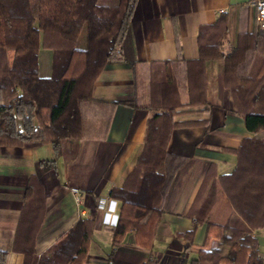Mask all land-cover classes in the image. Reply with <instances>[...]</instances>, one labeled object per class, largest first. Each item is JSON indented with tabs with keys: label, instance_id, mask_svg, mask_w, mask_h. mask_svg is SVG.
Returning a JSON list of instances; mask_svg holds the SVG:
<instances>
[{
	"label": "trees",
	"instance_id": "trees-1",
	"mask_svg": "<svg viewBox=\"0 0 264 264\" xmlns=\"http://www.w3.org/2000/svg\"><path fill=\"white\" fill-rule=\"evenodd\" d=\"M136 1L0 0V145L48 142L56 156L71 162L78 140L90 129L106 136L118 104L151 109L142 150L121 186L110 192L120 201L117 221L110 226L112 248L131 228L138 244L151 246L167 189L184 160L167 149L171 133L176 127L205 123L177 120L176 115L181 107L194 111L222 106L227 89L252 134L235 147H222L237 156L230 172L217 174L214 162L206 170L187 212L193 222L184 233L190 239L199 225L206 224L190 264H262L253 231L264 226V26L256 23L252 31L239 29L234 44L224 50L228 13L220 12L214 22L200 27L199 55L192 59L182 56L175 28L176 58L129 61L135 98H96L94 84L105 65L125 60L120 45ZM241 21L239 16V26ZM43 49L50 58L45 74L39 62ZM138 92L145 96L143 103L138 102ZM72 97L81 133L63 138L55 121ZM17 118L22 129L17 128ZM40 162L49 168L55 165V159ZM218 185L232 207L223 222L208 216ZM93 227L92 219L80 217L39 255L34 233L30 234L17 245L24 253L22 264H84ZM7 257L8 252L0 250V264H6Z\"/></svg>",
	"mask_w": 264,
	"mask_h": 264
},
{
	"label": "crops",
	"instance_id": "crops-1",
	"mask_svg": "<svg viewBox=\"0 0 264 264\" xmlns=\"http://www.w3.org/2000/svg\"><path fill=\"white\" fill-rule=\"evenodd\" d=\"M223 11L228 13V31L223 38L227 48L234 44L239 29L252 31L256 23L264 26L257 20L250 0H137L120 45L125 60L105 65L95 81L93 95L104 100L135 98L129 61L176 58L175 28L182 56L197 58L200 27L214 22ZM49 59V52L41 50L39 62L43 74L49 72ZM138 68L142 70L143 66ZM144 101V94L138 92V102ZM221 101L222 106L197 107L194 111L181 107L176 115L177 120H205V123L176 127L171 133L167 149L184 160L167 189L151 246L138 244L135 229L131 228L113 249L111 225L106 222L114 219V212L118 213L120 201L110 192L121 186L142 150L151 109L118 104L106 136L99 137L90 129L86 137L78 140L77 153L71 162L62 155L56 156L48 142L0 145V250L8 252L6 264L23 263L24 253L18 246L30 234L34 233L39 255L80 217L94 223L89 258L84 264H190L197 256L206 224L199 225L190 239L184 233L193 222L187 212L206 170L214 162L217 174L230 172L237 156L222 147H235L243 137L252 134L236 112L229 90L223 92ZM16 125L22 129L20 118ZM55 128L63 138L80 135L81 121L74 97L56 119ZM41 159H55V165L45 167ZM217 188L216 202L208 216L223 222L232 207L219 185ZM253 233L258 240V253H264V226Z\"/></svg>",
	"mask_w": 264,
	"mask_h": 264
},
{
	"label": "built area",
	"instance_id": "built-area-1",
	"mask_svg": "<svg viewBox=\"0 0 264 264\" xmlns=\"http://www.w3.org/2000/svg\"><path fill=\"white\" fill-rule=\"evenodd\" d=\"M250 3H251V5L254 8L255 16H256L257 20L262 22L263 25H264V0H250ZM75 197H76V200H78V197L77 196H75ZM111 201H114V200H111ZM111 210H113V211L116 210L115 206H113L111 208ZM112 215L114 216L113 220L112 219H107L106 220V222L108 224H110V225H113V224L116 223L117 217H118V213L114 212ZM258 258L261 260L262 264H264V253H258Z\"/></svg>",
	"mask_w": 264,
	"mask_h": 264
},
{
	"label": "rangeland",
	"instance_id": "rangeland-1",
	"mask_svg": "<svg viewBox=\"0 0 264 264\" xmlns=\"http://www.w3.org/2000/svg\"><path fill=\"white\" fill-rule=\"evenodd\" d=\"M223 49L226 50L228 49L227 46L225 44H223Z\"/></svg>",
	"mask_w": 264,
	"mask_h": 264
}]
</instances>
